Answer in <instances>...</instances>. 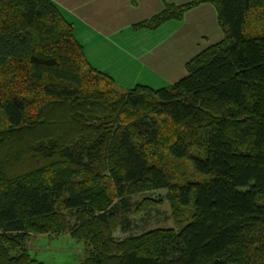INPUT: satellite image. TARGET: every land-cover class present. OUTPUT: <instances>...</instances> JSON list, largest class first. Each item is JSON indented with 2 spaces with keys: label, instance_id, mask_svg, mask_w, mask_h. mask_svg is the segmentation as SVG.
Segmentation results:
<instances>
[{
  "label": "trees",
  "instance_id": "16d2710c",
  "mask_svg": "<svg viewBox=\"0 0 264 264\" xmlns=\"http://www.w3.org/2000/svg\"><path fill=\"white\" fill-rule=\"evenodd\" d=\"M201 4L222 38L173 84L121 91L56 2L0 0V264H47L33 234L85 243L69 264H264V0L135 27ZM165 201L173 227L114 235Z\"/></svg>",
  "mask_w": 264,
  "mask_h": 264
},
{
  "label": "rangeland",
  "instance_id": "374dc122",
  "mask_svg": "<svg viewBox=\"0 0 264 264\" xmlns=\"http://www.w3.org/2000/svg\"><path fill=\"white\" fill-rule=\"evenodd\" d=\"M200 8L201 6L193 8L192 12L187 15L182 22L178 23V30H173V27H169L158 32L156 34L157 38L163 39V43L161 44H159L160 41L157 42L153 38L136 36L138 34L132 35L133 31L131 28L123 26L109 34L102 33L97 29H95L97 33L94 34L88 33V31L86 32L88 39L85 40L87 37L84 35H82L81 39H83V42L87 43L86 46L89 51H97V54L104 53V55L107 54L113 57L112 60L100 58L97 65L114 77L121 91H126L136 84H147L150 86L152 85V87L166 84L171 85L187 75V71L184 67L185 62L191 55H194L195 52L203 50L208 45L222 38L215 7L211 4H205L201 9ZM65 16L71 22L79 23L76 17L73 16L72 18V16L66 13ZM176 25L177 24L174 22L170 26ZM139 29H143V27ZM79 34H81V32H79ZM166 36L172 38L165 40ZM171 44H173V49L176 50L175 56L170 62L172 65V68L170 67L171 73L165 75L158 72V74L154 75L150 71L155 68V65L151 63L153 59L151 56L154 52L163 53ZM192 46H194L193 51H195L193 53H191ZM126 53L131 56V61L129 58H125L124 55ZM92 61L97 62L95 58H92ZM181 72L182 75L176 78ZM143 77H146V79H143ZM166 194L167 191L162 189L151 193L135 195L131 199L133 204L132 207H134V205L139 207L143 202L142 199L146 196L165 198ZM149 212V214L144 213L143 215H135L131 211L129 216L133 221L132 227L126 231L117 228L114 235L117 238H124L131 234L137 235L151 228L173 227L174 223L168 201L163 202L162 205L156 208H149ZM70 218L71 221L74 222V218L72 216H70ZM28 246L32 255L47 264H69L79 262L84 258V251L86 250L85 243L73 240L69 234H63L62 236L33 234L28 241Z\"/></svg>",
  "mask_w": 264,
  "mask_h": 264
},
{
  "label": "crops",
  "instance_id": "0c3cea01",
  "mask_svg": "<svg viewBox=\"0 0 264 264\" xmlns=\"http://www.w3.org/2000/svg\"><path fill=\"white\" fill-rule=\"evenodd\" d=\"M53 1L56 2L61 7V10L64 8L62 10L64 15L66 13L72 16V18L74 16L79 20L78 24L72 21L74 25L75 34L78 40L83 44L89 61L95 67H97L98 69H101L104 72H107V71L103 70L102 67L97 65L100 61V58H106V59L112 60L113 57L110 55L108 56L107 54L104 55V53L97 54L96 53L97 51L96 52L89 51V49H87V46H86L87 43L83 42V39H81L82 35L87 37L85 40L88 39L86 32L89 31L88 33L94 34V33H97V31L95 30L97 29L98 31H101L102 33L109 34V33H113L114 31L118 30L122 26L130 27L131 30L133 31L132 35L138 34L136 36L153 38L157 42L160 41L159 44H161L163 43L162 41L163 39L157 38L156 34L169 27H173V30L174 29L178 30V23L182 22V20L192 12V9L188 11L182 20H178V21L170 20L164 23L163 25H161L160 27L150 30V28H145V27H143V29H139L135 27V25L138 22L148 19L151 16L162 11L166 3L181 4V3L188 2L190 0H187V1L186 0H137L136 4H133L131 0H53ZM204 5L205 4H201L199 6H201L202 8ZM206 5H209V4H206ZM171 21H174L177 25L170 26L172 23H174ZM79 32H81V34H79ZM219 35H220V32H219ZM167 37L168 36H166L165 40L172 38V37H168V38ZM193 48L194 46H192L191 48V53L195 52L193 51ZM175 52L176 50L173 49V44H171L169 48H166V51H164L163 53L154 52L152 56L150 54V56L153 57V59L151 60V63L155 65V68L151 69L150 71L154 75L158 74V72L165 74V75L170 74L171 73L170 67L172 68V65L170 62L175 56ZM191 53H187V54H191ZM196 53L197 52H195V54ZM124 56L126 59L129 58L131 61L132 58L130 55L126 53ZM184 56L186 57L185 54ZM192 56L193 55H191V57ZM191 57H189L188 60ZM92 58H95L97 62L92 61ZM180 75H182V72L176 78H178ZM143 79H146V77H143ZM165 86H169V85L166 84L162 86H153V87L160 88V87H165Z\"/></svg>",
  "mask_w": 264,
  "mask_h": 264
}]
</instances>
